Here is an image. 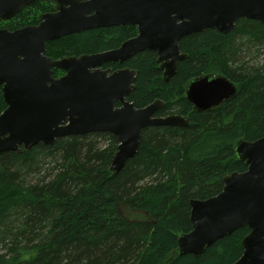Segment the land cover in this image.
Segmentation results:
<instances>
[{"label":"trees","instance_id":"trees-1","mask_svg":"<svg viewBox=\"0 0 264 264\" xmlns=\"http://www.w3.org/2000/svg\"><path fill=\"white\" fill-rule=\"evenodd\" d=\"M29 19L26 12L21 21ZM131 35L93 29L50 42L46 55L101 53ZM179 48L187 58L169 84L153 51L124 64L138 71L129 99L136 108L160 100L155 117L179 115L191 124L145 129L137 155L117 175L110 168L119 141L109 133L0 154V264H234L242 257L248 228L197 259L178 255V235L192 230V200L216 197L225 176L247 170L237 143L264 138V24L240 20L227 34L207 29ZM205 75L226 77L237 93L198 112L185 92ZM5 109L0 87V115Z\"/></svg>","mask_w":264,"mask_h":264},{"label":"water","instance_id":"water-1","mask_svg":"<svg viewBox=\"0 0 264 264\" xmlns=\"http://www.w3.org/2000/svg\"><path fill=\"white\" fill-rule=\"evenodd\" d=\"M36 1L0 0V19H10ZM54 1L63 6L43 17L39 27L0 30V87L6 104L0 115V154L28 152L39 143L52 146L71 136L109 133L119 141L110 168L114 175L137 155L145 129L188 127L191 122L179 115L155 117L164 106L160 100L135 108L126 98L135 89L138 71L111 73L102 67L150 50L169 84L179 62L187 58L179 48L185 37L207 29L227 34L240 20L264 24V0ZM112 26L138 27L139 35L101 54L61 60L46 55L49 42ZM54 69L65 75L55 79ZM236 93V85L226 77L205 75L189 84L186 99L195 111H210ZM117 101L123 106L116 107ZM235 152L247 170L225 176L216 197L190 202L192 230L178 235L180 257L197 259L217 241L248 228L243 255L234 264H264V138L240 140Z\"/></svg>","mask_w":264,"mask_h":264},{"label":"flooded vegetation","instance_id":"flooded-vegetation-1","mask_svg":"<svg viewBox=\"0 0 264 264\" xmlns=\"http://www.w3.org/2000/svg\"><path fill=\"white\" fill-rule=\"evenodd\" d=\"M82 1L86 2V1H89V0H82ZM62 3L63 2H61V1L57 2V1H54V0H37L33 4H31V5L27 6V7H24L18 14H16L12 18H10V19H0V30H6V31H9V32H15V31H20V30H23V29L29 28V27H39L42 24V22H43L42 18L47 16V15H53V14L57 13L58 12L57 8L62 7L63 6ZM26 12H27V14L31 15V19L27 20L26 22H22L21 19L26 14ZM112 27H120L122 29L129 30L130 32H132V35L129 38H127L126 40H123V42H121V44L119 46H117L115 49H111V50H108V51H105V52H109V51H112V50H117L126 41H128L130 39H133V38H135V37H137L139 35L138 27H134V26H112ZM89 31H91V30H89ZM49 44H50V42L47 44V49H48ZM105 52H101V53H105ZM101 53H95V54H91V55H96V54H101ZM87 55L88 54L73 55L71 57H66L65 59L72 58V57L87 56ZM127 61H125L123 63H118L117 62V63H112V64H106V65H104L102 67V69H111L112 70L111 73H114V72L119 71V70L127 69L128 67L124 66V64ZM58 71L60 73V76L59 77H57V76L55 77V73L56 72L53 70V77L55 79H60V78H62L65 75L64 71H62V70H58ZM162 79H163V77H162ZM133 85L135 86V82L133 83ZM1 89H2V87H1ZM133 91H134V89L132 90L131 94L129 96H127V98H126L127 102H129V103H133L129 99L130 96L132 95ZM185 95H186V92H185ZM115 105H116V107H122L123 106V104L120 101H117Z\"/></svg>","mask_w":264,"mask_h":264},{"label":"rangeland","instance_id":"rangeland-1","mask_svg":"<svg viewBox=\"0 0 264 264\" xmlns=\"http://www.w3.org/2000/svg\"><path fill=\"white\" fill-rule=\"evenodd\" d=\"M56 76H57V77H59V76H60V74H56Z\"/></svg>","mask_w":264,"mask_h":264}]
</instances>
